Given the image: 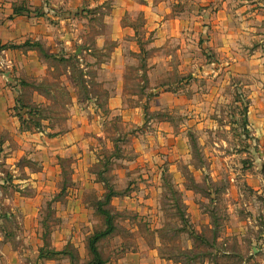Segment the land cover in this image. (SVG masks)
Wrapping results in <instances>:
<instances>
[{
  "label": "rangeland",
  "instance_id": "rangeland-1",
  "mask_svg": "<svg viewBox=\"0 0 264 264\" xmlns=\"http://www.w3.org/2000/svg\"><path fill=\"white\" fill-rule=\"evenodd\" d=\"M104 7L77 9L75 17L68 15L87 24L68 51L47 54L37 47L39 57L52 67L51 74L40 81L21 79L28 85L22 99L34 87L50 93V104L35 107L31 115L22 113L27 130L67 127V92L60 77L66 69L78 87V97L87 96L81 87L80 64L88 62L91 54L106 56L113 46L108 38L111 29L102 22L108 13V6ZM124 19L137 28L143 21L138 12ZM141 29L135 33L146 31ZM96 39L103 47L100 53ZM77 47L79 57L73 51ZM199 57L200 65L212 59L203 50ZM140 64H128L127 72L133 76ZM11 68L7 70L13 72ZM87 70L97 76L94 68ZM192 76L179 79L170 72L152 78L165 81L169 94H184L191 102L179 107L168 100L157 102L150 94L143 124L133 126L115 118L104 139L90 140L89 185L82 189L76 187L71 157L60 159L61 171L50 186H30L10 181L0 151V177L8 181L0 183V264H86L91 257L87 238L106 228L104 214L95 209L107 193L100 180L116 193L100 206L111 213L113 227L96 242L104 264H264V152L244 125V93L236 90L233 78L228 82L233 86L221 87L223 78L211 73ZM104 83L108 85L106 80L90 85V94L101 96ZM139 86L130 81L132 91ZM42 118H49V124ZM159 120L169 122L171 131H164L161 141L151 138L146 147L151 153L141 156L138 134L153 135L152 122ZM23 164L39 170L26 158L18 160L14 169ZM13 174L21 178L27 173L19 169ZM59 245L65 256L45 259Z\"/></svg>",
  "mask_w": 264,
  "mask_h": 264
},
{
  "label": "crops",
  "instance_id": "crops-1",
  "mask_svg": "<svg viewBox=\"0 0 264 264\" xmlns=\"http://www.w3.org/2000/svg\"><path fill=\"white\" fill-rule=\"evenodd\" d=\"M104 6H108V13H104L106 18L102 22L111 29L108 38L113 46L106 56L91 54L88 62L80 64L84 83L81 87L87 96L78 97V87L66 69L60 77L64 78L67 92V127L62 131L49 127L27 130L16 115L17 105L35 109L50 104V93L34 87L26 89L28 97L22 99L28 85L21 79L40 81L51 74L52 67L48 68L39 57L37 47L47 54L68 51L87 26L74 21L73 12L83 8L101 11ZM134 12L142 15L138 28L146 30L138 35L136 25L124 19ZM3 44L22 45L0 50V151L1 160L9 168L4 172L14 184L50 186L49 182H54L61 171L60 159L66 156L72 158L73 174L78 176L76 187L88 186V144L91 139L105 138L111 120L118 118L140 126L150 94L157 102L168 100L179 107L191 102L184 94L176 96L164 90L165 81L152 80L170 72L179 79L189 73L193 78L211 73L223 78L221 87L233 86L228 85L233 78L236 90L243 92L246 99L244 125L264 152V0H0V45ZM95 44L100 53V40L96 39ZM252 44L255 47H250ZM202 50L212 58L204 65L199 63ZM73 51L79 57L80 49ZM137 61L141 64L131 76L126 67ZM87 66L94 68L97 76L90 75ZM8 67L15 72L8 71ZM132 79L140 85L139 90L129 88ZM101 80L108 81L100 88L103 94H90V85ZM191 90L196 91L192 87ZM192 96L196 98L195 94ZM41 121L49 124V118ZM151 126L153 135L134 137L141 141L136 143L141 156L151 153L146 150L151 138L161 141L163 132L171 131L169 122L164 120L154 121ZM22 158L33 160L39 170L27 164L15 170L14 165ZM19 169L25 170L26 176L10 175ZM3 182L8 183L0 177V183ZM26 200L33 202L31 198ZM53 250L63 251L58 255L65 256L60 245Z\"/></svg>",
  "mask_w": 264,
  "mask_h": 264
},
{
  "label": "trees",
  "instance_id": "trees-1",
  "mask_svg": "<svg viewBox=\"0 0 264 264\" xmlns=\"http://www.w3.org/2000/svg\"><path fill=\"white\" fill-rule=\"evenodd\" d=\"M19 47L22 45H14V44H3L0 45V50L1 49H5V48H11V47ZM17 114H18V118L21 122V124H23L24 120L22 118V113L27 114V115H31L34 114V110L32 108H28L27 106H23V105H17ZM19 110H23L22 113H19ZM245 110V109H244ZM116 193L113 192V190L110 187H107V193H105L104 195V201L101 202L100 200L96 202L95 205V209L96 211H98L99 213L104 214V221L106 223V228L103 231H94L88 238H87V243H86V247L88 252L90 253L91 257L88 260V262L86 264H104V259H102L97 246H96V242L97 240L102 237L103 235H106L108 233H110L113 229L112 227V215L111 213L106 209H101V205L104 203H107L110 199L111 196L115 195ZM40 255L42 256V248H40ZM60 253H63V251H54L52 250V252H50L49 254L51 255V257L58 255Z\"/></svg>",
  "mask_w": 264,
  "mask_h": 264
}]
</instances>
